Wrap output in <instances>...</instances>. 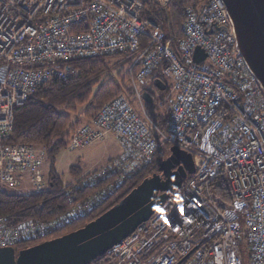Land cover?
Returning a JSON list of instances; mask_svg holds the SVG:
<instances>
[{"label": "built area", "instance_id": "built-area-1", "mask_svg": "<svg viewBox=\"0 0 264 264\" xmlns=\"http://www.w3.org/2000/svg\"><path fill=\"white\" fill-rule=\"evenodd\" d=\"M143 4L0 0V191L29 194L50 187L46 152L11 142L16 109L40 86L78 75L72 60L133 54V95L123 90L104 103L75 130L69 146L113 133L122 146L115 167L108 168L114 172L149 164L157 151L169 153L175 145L192 153L195 172L99 264H264V89L237 51L226 3L190 4L177 50L172 32L167 38L160 23L141 17ZM197 47L207 54L200 62L194 59ZM157 67L171 77L175 94L165 127L147 110L144 93L157 107L167 99L140 88ZM105 172H88L87 183ZM220 176L228 200L212 192ZM72 216L48 224L0 217V247L44 237Z\"/></svg>", "mask_w": 264, "mask_h": 264}, {"label": "trees", "instance_id": "trees-1", "mask_svg": "<svg viewBox=\"0 0 264 264\" xmlns=\"http://www.w3.org/2000/svg\"><path fill=\"white\" fill-rule=\"evenodd\" d=\"M198 1L170 0L166 6H161L154 0H144L141 17L160 23L167 38L172 32L174 38L171 43L177 50V42L184 37L182 23L186 9ZM132 60L133 54L122 53L72 60L70 63L80 69L78 75L40 86L16 109L11 142L44 147L49 163L50 187L29 194L0 191V217H6L10 223L34 220L48 224L67 217L69 213L73 214L65 223L51 227L44 237L20 242L15 246L16 250L84 226L117 203L145 177L158 171L159 163L167 156L168 149L158 152L149 164L130 171L121 167L118 171L110 172L109 166L104 167V176L91 186L86 181L90 171L72 166L71 174L76 182L66 184L56 170L58 154L69 146L72 134L85 119L95 115L104 103L119 95L122 87L130 96L133 95L130 85ZM157 78L166 84L159 67L140 84V88L164 95L168 86L166 84L164 90L158 89L154 83ZM79 107H82L84 114L82 119L76 114ZM154 110L150 113L165 127L168 115L158 108ZM71 114H76V117L73 119ZM228 189L226 180L220 176L212 192L218 199L228 200ZM104 259L105 255H101L93 262L99 264Z\"/></svg>", "mask_w": 264, "mask_h": 264}, {"label": "water", "instance_id": "water-1", "mask_svg": "<svg viewBox=\"0 0 264 264\" xmlns=\"http://www.w3.org/2000/svg\"><path fill=\"white\" fill-rule=\"evenodd\" d=\"M236 36V46L264 89V0H224ZM207 57L203 48L194 53L196 62ZM160 90L163 80H154ZM148 102L149 93H144ZM195 172L191 152L171 146L158 171L145 177L117 203L84 226L21 250L0 247V264H89L142 222L147 221Z\"/></svg>", "mask_w": 264, "mask_h": 264}, {"label": "rangeland", "instance_id": "rangeland-1", "mask_svg": "<svg viewBox=\"0 0 264 264\" xmlns=\"http://www.w3.org/2000/svg\"><path fill=\"white\" fill-rule=\"evenodd\" d=\"M236 48L238 50L237 46ZM165 82L168 88L166 89V93L164 95H162V93L158 91L154 92V95L156 96L157 99H162V98L167 99V101H165L164 103L163 108L157 107V105L149 102L146 104L148 111L151 110L155 111L154 109L158 108V110L168 115V111L175 94L173 92V89H171L172 88L171 77L166 76ZM122 90H125V87H122ZM156 101H154V103ZM76 114L79 115V119L84 118L82 107H79L77 109ZM76 114H71L73 119L76 117ZM87 120L88 119H85L83 122ZM113 135L109 134L106 137L95 140L93 143L86 146H82V147L68 146L67 148L62 149L58 154L56 160V170L61 180L66 184L76 182V179H74L73 175L71 174L72 166H77L78 168L84 171L100 170L107 166L114 168L118 157L121 155L119 154V152L120 149L122 150V146L118 142L117 138L113 137ZM35 147H37L40 150H44L46 152L44 147L41 146H35ZM158 152L160 151H157V153ZM44 169H45V174L49 179V163L47 162V157H46V163ZM116 171H118V169Z\"/></svg>", "mask_w": 264, "mask_h": 264}, {"label": "crops", "instance_id": "crops-1", "mask_svg": "<svg viewBox=\"0 0 264 264\" xmlns=\"http://www.w3.org/2000/svg\"><path fill=\"white\" fill-rule=\"evenodd\" d=\"M110 134L113 135V133H110ZM113 137H115V135H113ZM121 151H122V150L120 149L119 154H121ZM119 154H118V155H119ZM102 169H103V168H102ZM89 171H93V170H89Z\"/></svg>", "mask_w": 264, "mask_h": 264}, {"label": "snow or ice", "instance_id": "snow-or-ice-1", "mask_svg": "<svg viewBox=\"0 0 264 264\" xmlns=\"http://www.w3.org/2000/svg\"><path fill=\"white\" fill-rule=\"evenodd\" d=\"M177 202L179 203V200H178ZM180 211H181V213L183 214V212H184V209H180Z\"/></svg>", "mask_w": 264, "mask_h": 264}]
</instances>
